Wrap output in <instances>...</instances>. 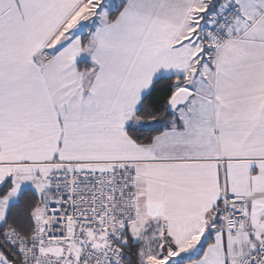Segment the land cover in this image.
I'll return each mask as SVG.
<instances>
[{
  "label": "snow or ice",
  "instance_id": "6c2138e0",
  "mask_svg": "<svg viewBox=\"0 0 264 264\" xmlns=\"http://www.w3.org/2000/svg\"><path fill=\"white\" fill-rule=\"evenodd\" d=\"M0 264H264V0H0Z\"/></svg>",
  "mask_w": 264,
  "mask_h": 264
}]
</instances>
